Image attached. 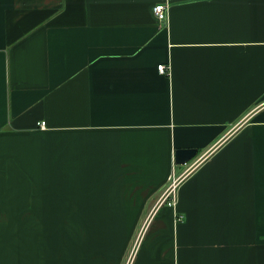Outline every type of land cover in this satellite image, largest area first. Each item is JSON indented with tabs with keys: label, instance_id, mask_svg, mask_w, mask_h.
Returning <instances> with one entry per match:
<instances>
[{
	"label": "crops",
	"instance_id": "crops-1",
	"mask_svg": "<svg viewBox=\"0 0 264 264\" xmlns=\"http://www.w3.org/2000/svg\"><path fill=\"white\" fill-rule=\"evenodd\" d=\"M135 244L264 264V0H0V264Z\"/></svg>",
	"mask_w": 264,
	"mask_h": 264
},
{
	"label": "built area",
	"instance_id": "built-area-1",
	"mask_svg": "<svg viewBox=\"0 0 264 264\" xmlns=\"http://www.w3.org/2000/svg\"><path fill=\"white\" fill-rule=\"evenodd\" d=\"M168 10H169V5H167V4H157L154 7V13L158 17V19H160L161 21H167ZM159 71L163 74H167L169 71V66H167L165 64H161V65H159ZM41 124L44 128L46 127V124L44 121H42ZM176 181H177V179H175L173 181V183L166 189L165 194L162 195V197H161V200L166 201L169 206H173L176 204V194L174 191V189H175L174 187L176 186L175 185ZM136 245L137 244H135L134 247L132 248L131 255L129 256V259L126 262V264H129L131 257L135 251L134 249H135Z\"/></svg>",
	"mask_w": 264,
	"mask_h": 264
},
{
	"label": "water",
	"instance_id": "water-1",
	"mask_svg": "<svg viewBox=\"0 0 264 264\" xmlns=\"http://www.w3.org/2000/svg\"><path fill=\"white\" fill-rule=\"evenodd\" d=\"M198 154V150L194 148L177 149L175 161L179 164H186L192 161Z\"/></svg>",
	"mask_w": 264,
	"mask_h": 264
}]
</instances>
